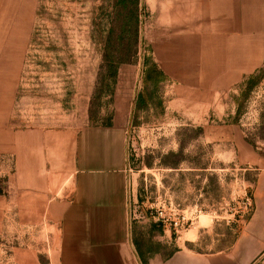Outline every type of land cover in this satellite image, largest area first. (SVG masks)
<instances>
[{
    "label": "rangeland",
    "instance_id": "rangeland-1",
    "mask_svg": "<svg viewBox=\"0 0 264 264\" xmlns=\"http://www.w3.org/2000/svg\"><path fill=\"white\" fill-rule=\"evenodd\" d=\"M134 8L117 0H43L11 125L125 126L129 229L147 261L168 259L201 228L235 237L264 215V69L252 86L213 96L181 90L176 80L149 85L151 104L136 111L152 50L144 39L149 14L142 10L136 26ZM107 44L127 48L115 78ZM180 216L188 222L180 233L161 222Z\"/></svg>",
    "mask_w": 264,
    "mask_h": 264
},
{
    "label": "crops",
    "instance_id": "crops-1",
    "mask_svg": "<svg viewBox=\"0 0 264 264\" xmlns=\"http://www.w3.org/2000/svg\"><path fill=\"white\" fill-rule=\"evenodd\" d=\"M42 2L0 0V264H143L129 229L126 127L11 125ZM139 8L163 85L213 96L264 69V0H140ZM202 229L147 264H264V215L235 237Z\"/></svg>",
    "mask_w": 264,
    "mask_h": 264
},
{
    "label": "trees",
    "instance_id": "trees-1",
    "mask_svg": "<svg viewBox=\"0 0 264 264\" xmlns=\"http://www.w3.org/2000/svg\"><path fill=\"white\" fill-rule=\"evenodd\" d=\"M119 6L123 9H127L129 4L134 5V12H133V20L136 26L140 23V0H117ZM122 17V14H120ZM120 38V37H119ZM139 38V31L138 29L135 30V39L138 44ZM122 39V37H121ZM127 52V48L125 47H114L112 44H107L104 50V59L109 63L110 66L109 71L113 78L117 76L118 67L122 64L123 56ZM138 52V47L135 49L133 48L132 56L136 55ZM145 71L143 76V83L145 88L138 96L137 103H136V111L143 110L148 108L151 104L152 97L148 94L146 87L151 85L153 87L159 86L161 83H164L167 80L166 75L155 65L153 64L148 58H145ZM260 80V78L258 79ZM257 81L255 78H251L249 80V84L252 86ZM143 264H147L146 259H142Z\"/></svg>",
    "mask_w": 264,
    "mask_h": 264
},
{
    "label": "built area",
    "instance_id": "built-area-1",
    "mask_svg": "<svg viewBox=\"0 0 264 264\" xmlns=\"http://www.w3.org/2000/svg\"><path fill=\"white\" fill-rule=\"evenodd\" d=\"M163 219V218H162ZM161 220V222L164 224L165 227L170 228L173 230L175 233H180V231H183L184 225L188 224L186 218L184 216H180L177 220ZM189 221V220H188Z\"/></svg>",
    "mask_w": 264,
    "mask_h": 264
}]
</instances>
